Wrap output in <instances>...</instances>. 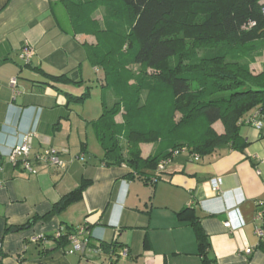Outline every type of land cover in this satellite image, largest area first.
<instances>
[{"label":"crops","instance_id":"obj_1","mask_svg":"<svg viewBox=\"0 0 264 264\" xmlns=\"http://www.w3.org/2000/svg\"><path fill=\"white\" fill-rule=\"evenodd\" d=\"M77 22L64 0H0L2 264H206L195 219L208 237V256L215 264H264V237L255 232L260 225L256 215L264 212V114L250 115L251 121L241 126L249 142L244 152H183L164 166L156 184L143 174L129 176L126 165L106 166L104 150L97 156L91 146L93 122L99 118L95 106L67 95H80L85 83L95 88L88 53L95 37L77 30ZM27 47L32 49L29 61L21 56ZM252 68L264 70V50ZM44 72L83 83H48ZM215 127L224 132L221 123ZM26 135H32L29 162L35 172L8 158ZM49 149L67 150L59 154L63 167L36 159ZM153 150L152 145L142 147L144 156ZM82 184L86 188L79 200L52 213L55 203ZM34 216L39 217L34 224L19 229ZM229 220L232 229L225 226ZM81 226L90 238L83 254L68 253L70 243L60 247L52 240H33ZM105 244L115 249L94 252ZM123 249L126 257L120 256Z\"/></svg>","mask_w":264,"mask_h":264},{"label":"trees","instance_id":"obj_2","mask_svg":"<svg viewBox=\"0 0 264 264\" xmlns=\"http://www.w3.org/2000/svg\"><path fill=\"white\" fill-rule=\"evenodd\" d=\"M64 1L78 21L77 30L95 37L89 59L95 67L102 64L105 71L102 114L93 125L106 166L126 165L131 169L129 176L143 174L146 181L156 184L161 178L160 163H169L183 152L208 156L245 151L249 142L241 126L251 121L250 115L264 114V70L255 73L252 68L264 50V0ZM101 7L108 10L102 20L98 17ZM108 23H124V36L110 30ZM109 39L117 43L112 52ZM100 53L115 55V59L108 63L98 57ZM176 56L179 62L173 64ZM44 75L48 83H83L66 74ZM112 85L115 91L108 96ZM144 92L148 98L141 102ZM67 95L76 103L91 96L89 90ZM154 102L161 111L158 119L152 112ZM142 110L148 116L142 118ZM217 123L224 132L219 133ZM147 144L154 152L144 156L142 147ZM156 169L152 175L145 174ZM85 188L82 184L64 195L52 213L79 200ZM38 218L34 216L19 229ZM192 223L205 263L215 264L208 256L209 240L199 220ZM70 234L46 235L39 243L52 240L57 246H67ZM100 246L111 252L115 249V244ZM3 258L1 250L0 264Z\"/></svg>","mask_w":264,"mask_h":264},{"label":"built area","instance_id":"obj_3","mask_svg":"<svg viewBox=\"0 0 264 264\" xmlns=\"http://www.w3.org/2000/svg\"><path fill=\"white\" fill-rule=\"evenodd\" d=\"M262 13L264 16V6L262 8ZM254 25V24H252ZM32 54V49L29 47L25 48L21 56L23 59L29 61L30 57ZM13 85L16 83V79L12 81ZM258 126H261V122L255 121ZM32 142V135H26L23 142L20 145L15 146L10 154H9V161L17 164V163H22L26 169H28L30 172H35L29 162V154H30V145ZM62 152H67V150H62V151H57L54 149H49L44 151V153L38 154L36 156V159L40 162L43 163H49L51 165H56V166H64L63 161L60 159L59 154ZM168 163V161L162 162L159 165V170H163L165 164ZM213 187L215 190H217L218 184L216 181H213ZM256 220L260 222V225L256 228V234L259 238L264 237V212L260 211L256 215ZM225 226L229 229H232L233 223L231 220L225 222ZM63 231L58 230L55 233V237H60L62 235ZM87 236H84V235ZM36 242H39L40 240H43V236H38L33 239ZM47 240H44L45 242ZM69 242H70V248L67 250L68 253L73 254V253H85L87 249L89 248L90 244V238H89V233L88 230L85 226L78 227L75 232L71 233L69 235ZM2 250V243L0 242V251ZM103 248L102 247H97L94 249L95 253H102ZM120 254V253H119ZM128 254V251L126 249H123L121 252L120 256L121 257H126ZM119 255L117 257H120Z\"/></svg>","mask_w":264,"mask_h":264},{"label":"rangeland","instance_id":"obj_4","mask_svg":"<svg viewBox=\"0 0 264 264\" xmlns=\"http://www.w3.org/2000/svg\"><path fill=\"white\" fill-rule=\"evenodd\" d=\"M99 9V19L102 20L105 18V15L108 13V10L106 8H98ZM108 26L111 28L110 30H113L117 35H121V36H124L123 34V28H124V23H121L119 25H113L111 26L110 23H108ZM112 27H114V29H112ZM99 37L102 38V34H99ZM127 37V36H126ZM115 44L116 41L114 40H111L109 39V50L110 52H112L115 48ZM102 53L98 54V57L103 59V60H108V63L111 59H115V55H101ZM133 55V51H131V56ZM179 62V57L176 56L174 61H173V64L175 63H178ZM114 62H111V65H113ZM103 65L98 63V67H95V88L93 89L92 87L90 89H88V84L85 83L84 85V89H83V92L86 91V90H89L90 94H91V97L88 98V105L90 108H92L93 106H95V118H98L100 117L102 114V93H103V88H102V85H101V82L103 80V82L105 83V71L102 67ZM137 66H133V68H136ZM87 82V81H86ZM94 85V84H93ZM110 91H108V96L111 95V93H113L115 90H114V86L112 85L111 88L109 89ZM147 97V94L146 92L143 93L142 95V100L141 102H145V100ZM148 98V97H147ZM143 104V103H142ZM153 110L152 112L154 111V117L155 118H160V112L161 111H158V109H155L157 108V106L155 105V102L153 103ZM148 116L147 112L146 111H141V117H146ZM153 121V120H151ZM92 136V138H91ZM90 136V140H92V148L95 149V155L97 156H101L103 154V148L101 146V143L99 142L98 140V137L97 135H91ZM95 137V138H94ZM150 150V148H149Z\"/></svg>","mask_w":264,"mask_h":264},{"label":"water","instance_id":"obj_5","mask_svg":"<svg viewBox=\"0 0 264 264\" xmlns=\"http://www.w3.org/2000/svg\"><path fill=\"white\" fill-rule=\"evenodd\" d=\"M14 231L18 230L17 228H13Z\"/></svg>","mask_w":264,"mask_h":264}]
</instances>
